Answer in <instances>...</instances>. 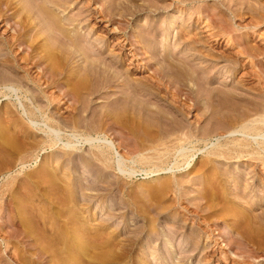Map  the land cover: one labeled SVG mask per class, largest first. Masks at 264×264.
I'll list each match as a JSON object with an SVG mask.
<instances>
[{"label": "rangeland", "instance_id": "rangeland-1", "mask_svg": "<svg viewBox=\"0 0 264 264\" xmlns=\"http://www.w3.org/2000/svg\"><path fill=\"white\" fill-rule=\"evenodd\" d=\"M69 1V17L102 2ZM133 1L152 9L126 24ZM133 1L117 2L112 18L85 16L79 30L101 47L103 67L119 71L136 94L127 103L119 87L95 93L88 85L76 109L63 98L49 105L54 117L46 122L61 135L52 146L36 112L47 102L26 82L37 68L25 66L26 74L12 61L11 70L0 67V264H18L13 251L29 264H264V124L249 147L218 137L240 116L264 117V0H206L157 17L154 0ZM17 8L11 6L15 14ZM4 10L0 43L14 31L2 20ZM173 14L168 37L154 38V27ZM7 56L0 47V58ZM213 88L241 98L223 107L216 95L208 97ZM116 98L123 102L118 109ZM22 104L35 110V122ZM101 148L105 162L94 156ZM29 242L49 251L51 261L32 263Z\"/></svg>", "mask_w": 264, "mask_h": 264}, {"label": "bare ground", "instance_id": "bare-ground-1", "mask_svg": "<svg viewBox=\"0 0 264 264\" xmlns=\"http://www.w3.org/2000/svg\"><path fill=\"white\" fill-rule=\"evenodd\" d=\"M95 1H98V0H95ZM101 1L102 2H100L101 4H99L97 9L93 8V9L89 10V8H87V11L89 10L88 12H90V13H88L85 16H87L88 18H94V17H96V14H98V13H99V15L101 13H104L106 17L108 15H109V17H111V15H112L111 13H113V9L116 8V4L120 0H117V1L116 0H108V1H105V3H103L104 0H101ZM127 1H131V0H127ZM203 1H206V0H154V5H153L154 7L152 6L154 8L153 9L154 17H157V16H160L164 13H167L169 10H171L173 7H176L177 5H179L181 7H182V5L187 6L188 4H195L196 5V4H201V2H203ZM69 2H71V1H69V0H0V12H2L1 10L5 9L3 12V15H5V13H7V15H5V18L3 17L4 19H2V20L3 21L6 20L5 23L7 25L9 24V26H10L9 28H11V30H12V27L14 30L13 33L10 31L12 33V35H8L5 38H1L0 47L6 50L8 56L4 57V58H0V67H3V68L6 67L7 68L8 67V65H7L8 61H12V62H15L17 64V66L23 68L25 70L26 74H30V69H28L29 67L25 68V66L30 65V67H36L37 68V70H38L37 75L33 76V77L28 75V77H26V82L32 81L33 83H35L37 88H38V92L40 91L43 94L44 99L47 102L46 107L44 106V107H40V108H36V107L35 108H36V112H39L40 113L39 115H41L43 117V120L45 119L44 125H46L47 130L43 129V128L41 130L43 132H46V135H47L46 137H47L48 141H50L51 146L54 145L58 141V139L60 138L61 135L59 136L60 129L58 131H55V129L52 126L48 125L50 122H52V119L54 117V115L52 113L47 112V110H49L48 109L49 105H52L55 103L54 106H58V105H60V101H64L61 99V98H63V99H66L67 101L72 102V105L68 106V107H71V109H76L75 103L78 101L77 99H79L83 95V94L80 95V93H81L80 90H83L85 88V86H87V88H88V85H90L94 89L93 91H95V93L96 92L98 93L101 89L110 88V87H119L121 98H123L124 101H126L129 97L131 98L133 95L136 94L135 93L136 88L135 87L131 88V86L128 87V84L125 81V78H124V80L121 79L122 75H121V73H119V71H111V69H109L108 66L103 67L105 61L103 62V65H102L103 58L101 57L102 60L100 58L101 47H98V49H97L96 47H94V45H92V43H90L91 41H88L89 39L87 37L82 38L84 35L81 37L80 33H82V31H81L82 29L79 30V24L82 23L81 21L84 22V19L87 18L84 16L85 11L80 10L81 11L80 13H78L76 15L72 14L73 16L70 15V17H69V15L64 14L66 10L71 9V7H70L71 5ZM133 2L135 3L136 1H133ZM119 4H121V3L119 2ZM119 4L117 5L116 9H118ZM132 4H131V6H132ZM141 4L143 5L142 8H140V6H138V5H136V3H135L136 6H134V4H133L134 7H132L133 10L131 11V14H133V16H132L131 20L129 19L130 21L125 22L126 24H129L131 22L133 23L135 17L138 14L142 13V11H148V12L151 11L152 8L150 9L151 6H149V4H151V3H149L148 6H144L143 3H141ZM18 5H20L21 7L20 6L18 7ZM11 6H14V8L18 7L19 9L17 8V10L19 11V14L18 13L15 14V12L12 11ZM130 9H131V7H130ZM17 10H15V11H17ZM77 11H78V9H77ZM14 14L16 15V17L18 14L19 18L16 20H12L15 18ZM168 18L169 19H167L166 21H163V25H161V26L157 25L158 27H154V38H156V36H158V34H163L165 36V38L168 37V35L170 33V22L173 21L176 18V16H174V14H173V15H171V17L168 16ZM9 22H11V23H9ZM89 34L90 33H88V36H89ZM178 39H179V33H178ZM137 48L140 49V45ZM158 48H161V45H159ZM167 48L164 45L162 51L164 50V51L169 52V50ZM39 49L41 50L40 52H42L43 54L42 55L40 54V56H36L37 54L35 55L34 52L38 51ZM155 49H156V47H154V50ZM77 56H81V59L83 60L82 65H79V64L73 65L72 61ZM171 58L173 59V57H171ZM172 59L169 58V62ZM173 61H175V60H172V62ZM180 61H181V63H183L182 60H180ZM178 62H176V63H178ZM173 63H175V62H173ZM109 64H110L109 66H111V63H109ZM114 65L115 64H113L112 66H114ZM181 65H183V64H181ZM8 69L11 70L10 66L8 67ZM78 74H80V75H78ZM10 77L11 76L9 75V79H10ZM5 78L7 79V76ZM6 79H5V81H7ZM9 79H8V81H9ZM126 80H128V79H126ZM220 83H224V80H219V84ZM43 85H45L44 88H41ZM222 86H224V85H222ZM51 87L54 88L55 90L54 91L47 90L48 88H51ZM9 88L14 90L13 86H10ZM87 88H85V89H87ZM89 90H91V88ZM228 90L227 91L225 89L224 90H222V89L216 90L215 88H213V89L206 90V92L208 93V97H210V99H213L214 95H216L220 99L223 107H233L234 105H236V102H234L233 100L240 99L241 95L239 96V94H237L236 92H234L232 90H229V91ZM88 94L90 96V93H88ZM36 97H38V96H36ZM86 99L88 100V98H86ZM83 100H84V98H83ZM118 100H119V98L111 100L113 103L112 105L117 106V109L121 106L120 105L118 107V105L121 103L120 100L119 101ZM83 104H84L83 108L85 109L88 106V105L86 106L85 104H88V103H83ZM21 106L23 107L25 113L28 116L31 115L33 117L34 114L36 113L35 110H33L31 108H29V110H26L25 104H22ZM9 110H10V108L7 109V111H9ZM31 116H30V118H31ZM263 116H264V114H263ZM60 117L61 116H59V118ZM240 117H238V119H240V120L237 119L238 122H236V123H238V126L230 128V130L226 131L224 134H219L218 137H224L226 140H230L229 142L233 143L232 146H234V147H244V146L249 147L250 146V141L248 139L249 136L251 137L252 135L262 134L261 131H263L262 130V126H263L262 124H264V117L262 118V116H261L259 118H251L249 116V114L246 116L244 115L241 118ZM71 120L72 119H70V121ZM83 120L84 119L82 118V119H77L76 122L73 121L74 124L72 123L73 124L72 127L74 128V130H75V127L78 125V124L76 125V123L79 122V124H80V122ZM30 121L35 122L34 117ZM46 121H49V123L47 124ZM89 122H90V120H89ZM259 122H262L261 123L262 126H260L258 124ZM81 123H83V122H81ZM100 123H101V121H100ZM102 123H104V121H102ZM156 125H159V124H156ZM164 125H165V123H164ZM12 127L16 128V126H12ZM183 134H185V133H183ZM186 134H185V136H187ZM182 136L185 138L184 135H182ZM240 136L242 138H244L243 141L241 140V138L239 139ZM254 137H256V136H254ZM180 138H181V136H180ZM90 139L91 138H86L85 140L88 141ZM177 139H179V137ZM178 141H180V140H178ZM66 145H67V147H69L68 149L71 148V151H72V148H76V145L71 146V140L65 142V146ZM109 146H111V144ZM227 147H229V146H227ZM227 147L225 146V148H227ZM228 149L230 150V148H228ZM245 149L248 151L247 148H245ZM105 150L102 148L99 149L97 152L94 153V156H97L100 161L105 162ZM235 150L236 149H234V151ZM244 150H241L240 152H242V151L244 152ZM66 151H69V150H66ZM232 151L230 150L229 153H232ZM236 151L239 152V150H236ZM224 153H227L226 149H225ZM249 153H252V151H250ZM213 154H215V153H213ZM227 154H226V156L230 155V154H228V155ZM9 234L10 233H7V236ZM7 236L2 238L3 240L6 241L5 242L6 246L9 245L7 242L8 241ZM57 242H58V240H57ZM27 245L30 248L32 247V248L36 249L35 253H34V257H29V259L32 263L39 261V260H42V259L46 260V261H48V260L51 261V258H50L51 255L50 256L48 255L47 252H49V251H46V249H44V247L41 248L40 246H38L39 248H37V246L34 242H29ZM17 253L15 251H13L12 255H13L14 260L18 264H26V263L29 264L28 261L27 262L25 261L26 257H24V256L22 257ZM23 258H25V260Z\"/></svg>", "mask_w": 264, "mask_h": 264}]
</instances>
